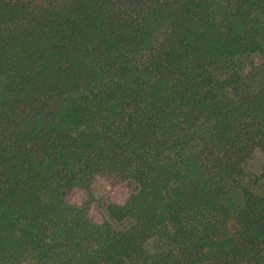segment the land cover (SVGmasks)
<instances>
[{"label": "trees", "instance_id": "1", "mask_svg": "<svg viewBox=\"0 0 264 264\" xmlns=\"http://www.w3.org/2000/svg\"><path fill=\"white\" fill-rule=\"evenodd\" d=\"M0 264H264V0H0Z\"/></svg>", "mask_w": 264, "mask_h": 264}, {"label": "rangeland", "instance_id": "2", "mask_svg": "<svg viewBox=\"0 0 264 264\" xmlns=\"http://www.w3.org/2000/svg\"><path fill=\"white\" fill-rule=\"evenodd\" d=\"M91 191L95 198L93 204V212L104 211V206L109 199L119 195V187L111 186V184L103 177L95 176L90 182Z\"/></svg>", "mask_w": 264, "mask_h": 264}]
</instances>
